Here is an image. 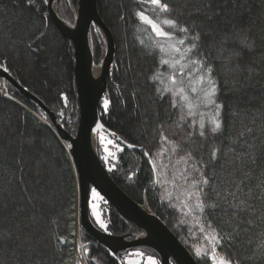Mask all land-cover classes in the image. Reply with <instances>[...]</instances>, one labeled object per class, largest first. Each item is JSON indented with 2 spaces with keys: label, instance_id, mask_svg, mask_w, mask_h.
Listing matches in <instances>:
<instances>
[{
  "label": "trees",
  "instance_id": "16d2710c",
  "mask_svg": "<svg viewBox=\"0 0 264 264\" xmlns=\"http://www.w3.org/2000/svg\"><path fill=\"white\" fill-rule=\"evenodd\" d=\"M162 2L168 11L150 0H97L115 46L99 118L132 146L98 132L97 154L119 188L155 214L197 264H213V250L234 264H264V0ZM46 4L0 0V69L52 113L61 112V127L74 135L73 47L54 25ZM76 9L77 0L57 4L59 18L68 24H73ZM138 12L183 41L186 49L197 45L187 55L212 69L214 99L221 106L219 130L212 132L211 118L188 115L180 100L174 108L173 96L153 79L163 70L162 52ZM244 38L248 46L241 43ZM91 49L94 65H100L105 43L94 27ZM0 85L12 98L0 95V264H74L75 241L85 264L158 262L148 248L119 257L82 230L69 145L32 115L51 124L33 102L1 78ZM205 178L209 184L199 183ZM201 187L207 195L200 202L219 207L196 208L194 194ZM241 201L246 208L232 207ZM97 202L104 230L94 222L95 202L89 197V217L98 229L115 236L140 234L98 194ZM214 235L221 239H212Z\"/></svg>",
  "mask_w": 264,
  "mask_h": 264
},
{
  "label": "water",
  "instance_id": "95a60500",
  "mask_svg": "<svg viewBox=\"0 0 264 264\" xmlns=\"http://www.w3.org/2000/svg\"><path fill=\"white\" fill-rule=\"evenodd\" d=\"M60 0H47V13L61 35L73 47L74 81L78 106V125L74 135L60 123L63 114L52 113L38 98L19 85L6 71L0 69V78L30 100L50 120L56 136L69 145L68 155L74 172L78 193V221L83 231L104 245L113 254L121 256L137 248H148L158 257L159 264H197L191 253L173 235L166 225L145 205L130 198L111 178L96 151L98 132H106L119 144L132 148L100 122L99 103L107 85V76L113 61L115 46L109 29L102 22L97 0H77L73 24L61 20L57 14ZM100 33L105 43V54L96 68L91 49V28ZM66 98H63L64 106ZM72 112V111H71ZM100 195L121 217L134 225L140 234L115 236L98 229L91 221L88 202L91 191ZM80 254V248L76 247ZM74 264H80L78 259Z\"/></svg>",
  "mask_w": 264,
  "mask_h": 264
},
{
  "label": "rangeland",
  "instance_id": "374dc122",
  "mask_svg": "<svg viewBox=\"0 0 264 264\" xmlns=\"http://www.w3.org/2000/svg\"><path fill=\"white\" fill-rule=\"evenodd\" d=\"M57 8V6H56ZM57 10V9H56ZM154 33V32H153ZM155 34V33H154ZM156 36V35H155ZM158 44H163L165 47V52L162 53V57L163 59H167L169 60L172 64L175 65V67H171L170 65H165L162 64L163 70L159 72V75L157 76V81L159 82V84L162 86V88L165 91H168V89H171L173 87L171 81H170V77L175 75L177 77L178 80L183 81L184 82V90H185V94L190 97V102L194 105L192 111L194 112V116H197L198 119H200L201 121H203L205 118L210 119L213 115H215V107L213 106V104H205L202 102L201 99H199L198 97H202L203 93H202V89H207L208 85L207 82H199L197 80V77L205 75V73H203L199 67L197 65H194L191 63L192 60H190L188 58L187 53L185 52L186 48L183 47L181 45V43L179 42V40H175L173 39L171 36L170 37H158ZM171 46V47H169ZM179 63H176V62ZM96 70L98 71L99 65L96 66ZM181 68H183V71L181 72ZM195 87L197 89L196 92H192L191 88ZM0 89L4 90L3 93L0 92V95L6 99H12L10 98V95L8 94L6 88L2 85H0ZM170 92V91H168ZM170 94L172 95V93L170 92ZM176 100H180V97L177 96ZM182 105L184 106V108L189 111L188 107L185 106V102L180 100ZM32 115L34 117H36V119H38L40 122L52 127L51 124H49L48 122L42 120L40 118V116H37L35 114L32 113ZM63 143V142H62ZM70 159V158H69ZM100 196V195H99ZM91 201L95 202V207H94V222L95 224L101 228L102 230L105 229L104 223L101 219L100 214L98 213V206H99V202H97V193L94 194V192H92L91 196ZM97 202V203H96ZM75 248L78 244V241H75ZM217 256V254H216ZM74 260L77 258H80V263L81 264H85L84 263V259L82 257V254L76 253V249H75V256H74ZM220 257L217 256V262L219 261ZM151 264H159V262H157L155 259H151Z\"/></svg>",
  "mask_w": 264,
  "mask_h": 264
},
{
  "label": "snow or ice",
  "instance_id": "6c2138e0",
  "mask_svg": "<svg viewBox=\"0 0 264 264\" xmlns=\"http://www.w3.org/2000/svg\"><path fill=\"white\" fill-rule=\"evenodd\" d=\"M150 2L155 5L158 6L162 11H168V5L166 3H163L162 0H150ZM137 15L139 16L140 20L146 24H148L152 31L155 33L156 36L158 37H170L171 33L168 31H164L163 28L157 24V22H155L152 18L146 16L143 12H138ZM165 24H167L169 27L171 28H175L176 27V22L173 20H166L164 22ZM180 31L184 32L187 31L186 28H180ZM196 39H199V37H196ZM180 43L182 44L183 41H180ZM241 43L244 46H248L246 43V38H244V40L241 41ZM171 47V46H169ZM197 45L196 44H192V46L188 49L185 50L186 53H191L194 49H196ZM159 49L160 52H165V47L163 44L159 45ZM160 63L165 64V65H170L171 67H175L174 64H172L169 60L167 59H161ZM176 63H179L178 61ZM192 64L194 65H201L203 67V71L205 72V75L199 76L197 77V80L201 83L203 82H207L208 88L202 89V97H198L199 99L202 100L203 103L207 104H215L217 112L215 113V115H213L211 117V122L214 124V127L212 128V132H216L217 130H219L221 128V123L218 120V116H219V111L218 109L221 107L219 104H216L215 102V95H216V82L215 80L212 78L211 76V72L212 69L210 66H206L204 64L203 60H199V59H194L191 61ZM183 71V68H181V72ZM157 77L154 75L153 79H156ZM170 81L173 85V87L171 89H168V91H170L172 93L173 96V102H172V106L175 108L178 106V102L176 100V97L179 96L180 100L185 102V106L188 107L189 111H188V115H194V112L192 111L194 105L190 102V97H188L185 94V90H184V82L180 81L177 79V77L175 75L171 76ZM192 92H196L197 89L195 87L191 88ZM105 106H107V101H105ZM200 127L203 128L204 124L201 122L200 123ZM201 135H204V132H201ZM241 136L243 135V133L240 134ZM213 157H215V152H213ZM199 183H201L202 185H207L209 184V180L208 179H202L201 181H199ZM94 191V190H93ZM95 194V191H94ZM207 195L206 193H204V189L203 187H201L194 195L197 197V203H196V208L203 210V208L205 206L207 207H219L218 204H216L215 202H213L212 204H208L205 205L203 202H200L199 197L201 195ZM193 195V193H189V196ZM217 195H219V193H217ZM232 207L234 208H240L241 210H243L244 208L247 207V205L245 204L244 201H241L240 203L236 204V205H232ZM211 227V225H210ZM212 232L216 233V228L212 227ZM212 239L219 241L221 239V237L219 235H214L212 237ZM226 239V237H225ZM210 259L212 260L213 264H234V261L231 260L226 254L222 255L219 259V261L217 262V256H216V252L215 250H213L212 255L210 256Z\"/></svg>",
  "mask_w": 264,
  "mask_h": 264
},
{
  "label": "bare ground",
  "instance_id": "6f19581e",
  "mask_svg": "<svg viewBox=\"0 0 264 264\" xmlns=\"http://www.w3.org/2000/svg\"><path fill=\"white\" fill-rule=\"evenodd\" d=\"M97 68H95L94 70H93V74H94V76H96V73H97V70H96ZM64 143V142H63ZM65 144V143H64ZM76 247H79L80 248V246L79 245H77ZM77 253V252H76ZM80 254H81V249H80ZM80 254H79V256H80ZM78 259V261H79V263H80V258H77ZM81 264V263H80Z\"/></svg>",
  "mask_w": 264,
  "mask_h": 264
},
{
  "label": "built area",
  "instance_id": "2783aa9c",
  "mask_svg": "<svg viewBox=\"0 0 264 264\" xmlns=\"http://www.w3.org/2000/svg\"><path fill=\"white\" fill-rule=\"evenodd\" d=\"M3 91H4V90H1V89H0V92H2V93H3Z\"/></svg>",
  "mask_w": 264,
  "mask_h": 264
}]
</instances>
